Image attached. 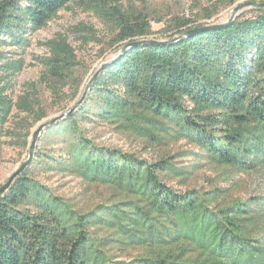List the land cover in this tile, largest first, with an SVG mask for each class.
Instances as JSON below:
<instances>
[{"label":"trees","instance_id":"obj_1","mask_svg":"<svg viewBox=\"0 0 264 264\" xmlns=\"http://www.w3.org/2000/svg\"><path fill=\"white\" fill-rule=\"evenodd\" d=\"M72 1H2L0 48L26 47L25 37ZM253 10L180 38L191 24L183 21L173 43L131 46L103 68L80 107L41 133L34 160L0 196V264H264V199L190 188L191 166L99 146L86 129L104 123L156 145L186 141L210 165L235 173L264 167V9ZM116 11L115 44L152 35L140 13ZM46 46L50 56L38 60L53 95L69 89L75 100L83 84L75 51L63 39ZM23 68L0 51V148L3 138L21 136L7 129L14 110L34 123L46 117L39 104L18 105L9 95ZM32 127L21 120L25 144ZM37 172L68 173L116 199L82 213L40 184Z\"/></svg>","mask_w":264,"mask_h":264},{"label":"rangeland","instance_id":"obj_2","mask_svg":"<svg viewBox=\"0 0 264 264\" xmlns=\"http://www.w3.org/2000/svg\"><path fill=\"white\" fill-rule=\"evenodd\" d=\"M2 1L4 0H0V3ZM246 3L264 4V0H236L231 5L218 0H73L53 16L42 29L27 35L26 47L2 46L0 51L7 58L24 61V68L14 78L9 91L11 99L18 105L27 103V99L34 106L39 104L46 117L34 123L35 117L21 114L17 109L11 114L7 129L21 136L5 137L2 140L0 187L29 160L36 131L43 124L62 117L75 108L95 74L122 48L123 45L115 44L114 41L118 34L116 9L123 14L140 13L148 19L152 35L146 39L135 38L134 41L170 42L175 38L177 27L181 22L191 21L189 26L181 29L184 32H190L196 27L226 23L232 18L234 9ZM253 9L255 8H245L238 13L236 19L240 16L252 17L255 14ZM59 39L65 40L75 51L77 61L82 67L83 84L75 100L69 89L61 92V98L53 95L51 88L54 84L47 69L38 60L50 56L46 43ZM21 120L33 125L26 144L24 132L19 131ZM86 129L92 141L99 146L119 149L148 162L167 157L173 159L179 167L191 166L194 174L188 184L190 188L208 189L217 186L227 190L228 200L264 199V167L248 173H235L210 165L204 157L200 154L198 156L200 151L186 141L169 146L156 145L145 137L104 123H96ZM41 133L35 143L31 162L36 155V148L39 147ZM35 175L40 184L82 213L93 211L98 205L116 199L109 189L88 185L68 173L37 172ZM173 185L183 191L177 182H173ZM136 255L137 253L131 252L128 257L132 258Z\"/></svg>","mask_w":264,"mask_h":264},{"label":"water","instance_id":"obj_3","mask_svg":"<svg viewBox=\"0 0 264 264\" xmlns=\"http://www.w3.org/2000/svg\"><path fill=\"white\" fill-rule=\"evenodd\" d=\"M248 7H254V8H262L264 9V4H258V3H246V4H243V5H239L238 7H236L234 9V12H233V16L232 18H230L226 23H222V24H219V25H212V26H205V27H201L199 29H196L194 31H190V32H187L185 33L184 35H182V37L180 38H184V37H189L193 34H196L198 32H202V31H207V30H215V29H219V28H222V27H225L229 24H231L232 22L235 21L236 17L238 16V13L241 12L242 10H244L245 8H248ZM174 41H171L169 43H173ZM137 44H144V45H158V46H161V45H165L167 44V42H157V41H148V40H144V41H140L138 43H134V44H131V45H126L123 49H122V52L118 55H116L112 60L106 62L102 67L101 69L98 71L97 74H95V76L93 77V79L89 82L88 86H87V89L82 97V99L80 100V102L78 103V105L73 108L68 114L66 115H63L62 117H59V118H56L54 120H51L45 124H43L35 133L34 135V138H33V142L31 144V150H30V155H29V160L24 164L22 165V167L7 181V183H5L1 188H0V196L8 190V188L11 186V184L13 183V181L27 168V166L31 163V159H32V154H33V151H34V148H35V143L37 141V138L39 136V134L43 131V129L47 128L48 126H51V125H54L56 122L60 121V120H63L65 117H68L70 116L82 103L83 101L85 100V97L90 89V86L92 84V82L97 78V76L100 74V72L103 70V68L108 65L109 63H111L112 61L116 60L117 58H119V56L121 54H123L129 47L131 46H134V45H137Z\"/></svg>","mask_w":264,"mask_h":264},{"label":"bare ground","instance_id":"obj_4","mask_svg":"<svg viewBox=\"0 0 264 264\" xmlns=\"http://www.w3.org/2000/svg\"><path fill=\"white\" fill-rule=\"evenodd\" d=\"M228 18V17H227Z\"/></svg>","mask_w":264,"mask_h":264}]
</instances>
